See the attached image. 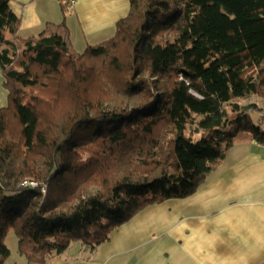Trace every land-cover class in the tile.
<instances>
[{
	"label": "trees",
	"instance_id": "trees-1",
	"mask_svg": "<svg viewBox=\"0 0 264 264\" xmlns=\"http://www.w3.org/2000/svg\"><path fill=\"white\" fill-rule=\"evenodd\" d=\"M11 1L0 264L10 231L30 263L74 241L96 250L144 209L193 195L245 134L264 144L261 109L242 105L264 99V0H129L115 35L82 53L63 22L21 41Z\"/></svg>",
	"mask_w": 264,
	"mask_h": 264
},
{
	"label": "crops",
	"instance_id": "crops-1",
	"mask_svg": "<svg viewBox=\"0 0 264 264\" xmlns=\"http://www.w3.org/2000/svg\"><path fill=\"white\" fill-rule=\"evenodd\" d=\"M10 8L21 20V41L63 22L75 51L82 53L111 39L131 5L77 0L66 13L58 0H12ZM6 37L12 40L9 33ZM5 82L0 64V109L9 102ZM250 100L244 102L258 105L261 111L254 114L263 118L264 99ZM96 254V264H264V144L245 134L193 195L144 209Z\"/></svg>",
	"mask_w": 264,
	"mask_h": 264
},
{
	"label": "rangeland",
	"instance_id": "rangeland-1",
	"mask_svg": "<svg viewBox=\"0 0 264 264\" xmlns=\"http://www.w3.org/2000/svg\"><path fill=\"white\" fill-rule=\"evenodd\" d=\"M100 46V45H97ZM85 51V50H84ZM83 51V52H84ZM259 98L254 100H250L251 102H257ZM245 103V104H244ZM248 102H242V105H247ZM253 120L256 125L259 126V120L257 114H252ZM261 118V116L259 117ZM264 120V117L261 118ZM260 119V120H261ZM262 126H264L262 124ZM194 127L187 126L186 133L189 136H193V138L197 139L200 137V133L194 134ZM7 246L11 251V257L8 260L7 264H38V263H30L28 259L19 252L18 240L15 236L14 231H10L7 241ZM97 250V249H96ZM96 250H93L90 246H87L84 242L74 241L71 243L70 247L60 255H52L47 257L45 264H96Z\"/></svg>",
	"mask_w": 264,
	"mask_h": 264
},
{
	"label": "built area",
	"instance_id": "built-area-1",
	"mask_svg": "<svg viewBox=\"0 0 264 264\" xmlns=\"http://www.w3.org/2000/svg\"><path fill=\"white\" fill-rule=\"evenodd\" d=\"M58 2L66 13H70L71 11H73L77 4V0H58Z\"/></svg>",
	"mask_w": 264,
	"mask_h": 264
}]
</instances>
